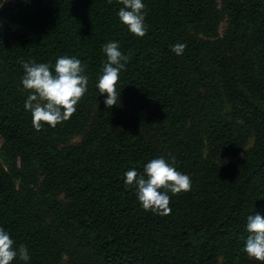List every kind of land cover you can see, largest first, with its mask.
Wrapping results in <instances>:
<instances>
[{
    "label": "trees",
    "instance_id": "obj_1",
    "mask_svg": "<svg viewBox=\"0 0 264 264\" xmlns=\"http://www.w3.org/2000/svg\"><path fill=\"white\" fill-rule=\"evenodd\" d=\"M142 2L139 38L120 0H0V228L27 264H261L244 248L247 217H264V0ZM110 41L129 60L106 108L96 84ZM62 55L86 66L88 90L38 132L21 61ZM158 157L192 180L168 192L166 216L124 182Z\"/></svg>",
    "mask_w": 264,
    "mask_h": 264
},
{
    "label": "clouds",
    "instance_id": "obj_2",
    "mask_svg": "<svg viewBox=\"0 0 264 264\" xmlns=\"http://www.w3.org/2000/svg\"><path fill=\"white\" fill-rule=\"evenodd\" d=\"M109 3L112 0H108ZM123 7L118 11L119 20L130 33L143 38L148 32L145 24L147 12L142 0H120ZM187 45L177 43L171 51L182 55ZM106 62L102 67V75L96 84L101 95L106 94V108L118 105L120 92L117 84L121 70L129 57L121 51L118 42L110 41L103 46ZM23 88L29 90L24 107L32 115V124L36 131L45 125L55 128L58 124L69 120L76 112L77 104L88 90L89 77L85 75L86 66L75 56L62 55L55 64L23 62ZM175 159L169 163L163 157L151 159L143 167V172L130 168L125 173L126 188H134L138 201L143 209L154 214L166 216L170 214V196L191 191L192 180L188 174L177 171ZM164 189L165 191H161ZM246 230L249 233L244 251L255 261L264 264V217L260 214L247 217ZM25 264L30 260L28 248L10 238L9 232L0 228V264H12L15 259Z\"/></svg>",
    "mask_w": 264,
    "mask_h": 264
},
{
    "label": "rangeland",
    "instance_id": "obj_3",
    "mask_svg": "<svg viewBox=\"0 0 264 264\" xmlns=\"http://www.w3.org/2000/svg\"><path fill=\"white\" fill-rule=\"evenodd\" d=\"M7 2H10V0H4V3H7ZM223 27H224V23L221 24L220 31H222ZM80 138H81V134L74 135L73 138L70 140V142L78 141ZM252 142H253V137H251L249 139L246 148L250 147L252 145ZM1 143H2V139H0V145H1ZM2 162L6 166V164H5V162L3 160H2ZM60 264H68L67 261H66V258H64L63 261ZM220 264H223L222 260H220Z\"/></svg>",
    "mask_w": 264,
    "mask_h": 264
}]
</instances>
